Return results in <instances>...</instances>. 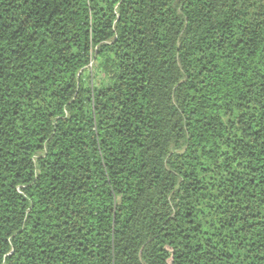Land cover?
Here are the masks:
<instances>
[{
  "label": "trees",
  "instance_id": "1",
  "mask_svg": "<svg viewBox=\"0 0 264 264\" xmlns=\"http://www.w3.org/2000/svg\"><path fill=\"white\" fill-rule=\"evenodd\" d=\"M0 264H264V0H0Z\"/></svg>",
  "mask_w": 264,
  "mask_h": 264
},
{
  "label": "rangeland",
  "instance_id": "2",
  "mask_svg": "<svg viewBox=\"0 0 264 264\" xmlns=\"http://www.w3.org/2000/svg\"><path fill=\"white\" fill-rule=\"evenodd\" d=\"M92 64V63H91ZM90 65V64H89ZM89 67V66H88ZM93 71H94V75L93 77L96 75V77L92 80L93 81V85L94 86H100L102 83L105 82V73L103 74V72L99 69H96L95 65L92 64V67H89L88 69V72H89V75L90 73L93 74ZM97 73V74H96ZM91 76V75H90ZM92 77V76H91Z\"/></svg>",
  "mask_w": 264,
  "mask_h": 264
},
{
  "label": "built area",
  "instance_id": "3",
  "mask_svg": "<svg viewBox=\"0 0 264 264\" xmlns=\"http://www.w3.org/2000/svg\"><path fill=\"white\" fill-rule=\"evenodd\" d=\"M89 67H90V65H89Z\"/></svg>",
  "mask_w": 264,
  "mask_h": 264
}]
</instances>
